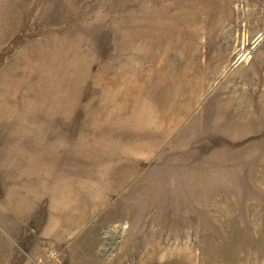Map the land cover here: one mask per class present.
I'll return each mask as SVG.
<instances>
[{
	"label": "rangeland",
	"instance_id": "1",
	"mask_svg": "<svg viewBox=\"0 0 264 264\" xmlns=\"http://www.w3.org/2000/svg\"><path fill=\"white\" fill-rule=\"evenodd\" d=\"M0 264H264V0H0Z\"/></svg>",
	"mask_w": 264,
	"mask_h": 264
}]
</instances>
